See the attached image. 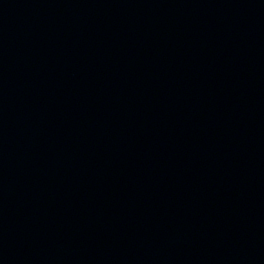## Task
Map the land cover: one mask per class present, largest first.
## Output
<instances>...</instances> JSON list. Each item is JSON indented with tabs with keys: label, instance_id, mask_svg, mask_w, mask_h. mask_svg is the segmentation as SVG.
Returning a JSON list of instances; mask_svg holds the SVG:
<instances>
[{
	"label": "water",
	"instance_id": "1",
	"mask_svg": "<svg viewBox=\"0 0 264 264\" xmlns=\"http://www.w3.org/2000/svg\"><path fill=\"white\" fill-rule=\"evenodd\" d=\"M0 264H264V0H0Z\"/></svg>",
	"mask_w": 264,
	"mask_h": 264
}]
</instances>
